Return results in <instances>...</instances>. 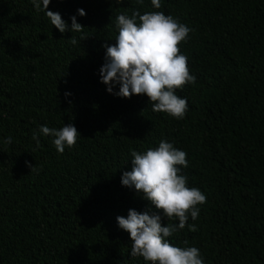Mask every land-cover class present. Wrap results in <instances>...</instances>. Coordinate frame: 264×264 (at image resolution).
Returning a JSON list of instances; mask_svg holds the SVG:
<instances>
[{
    "label": "trees",
    "instance_id": "trees-1",
    "mask_svg": "<svg viewBox=\"0 0 264 264\" xmlns=\"http://www.w3.org/2000/svg\"><path fill=\"white\" fill-rule=\"evenodd\" d=\"M161 4L51 0L47 10L68 25L60 33L31 0H0V264H149L131 257L116 218L151 208L121 177L132 150L162 139L187 153L181 173L207 197L169 242L198 248L204 264H264V0ZM137 10L162 11L193 29L179 46L196 77L176 92L188 102L183 119L100 82L116 17ZM73 16L82 32H71ZM70 123L81 137L62 154L54 137L40 134V147L32 139L40 126ZM160 215L164 226H178Z\"/></svg>",
    "mask_w": 264,
    "mask_h": 264
},
{
    "label": "clouds",
    "instance_id": "clouds-1",
    "mask_svg": "<svg viewBox=\"0 0 264 264\" xmlns=\"http://www.w3.org/2000/svg\"><path fill=\"white\" fill-rule=\"evenodd\" d=\"M143 5L144 0H137ZM36 11H45L51 25L60 33L68 30L67 23L58 12L48 11L51 0H31ZM41 4L43 8H41ZM154 9L162 7L161 0H151ZM78 15H86L78 9ZM118 35L115 43L103 45L106 48L105 63L100 69V82L107 85V91L121 98L146 96L153 112H162L175 119H183L188 111V102L176 94L186 85L194 84L196 77L188 67V57L181 53L180 45L187 41L193 31L171 15L162 11H133L131 16L116 17ZM84 27L71 17V32H82ZM71 44L78 43L71 37ZM119 91L113 93V87ZM70 93H65V96ZM54 137L53 143L59 153L65 147H74L81 137L73 124L57 130L46 125L34 131L32 139L40 147L39 135ZM12 143L9 136L4 141ZM131 171L121 177L124 187L142 194L151 208L144 212L130 209L127 217L118 216L119 227L127 232L131 240V257L140 256L149 264H204L200 250L196 247H179L168 238L185 228L189 215L193 221L199 216L198 205L206 203V195L196 187L188 186V178L181 168L188 166L187 153L162 139L158 147L148 148L143 153L131 151ZM31 172L36 166L26 162ZM154 208L157 211H152ZM163 217L179 221L164 226ZM190 231H197L194 224ZM187 244V241L184 242Z\"/></svg>",
    "mask_w": 264,
    "mask_h": 264
}]
</instances>
